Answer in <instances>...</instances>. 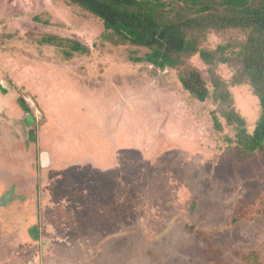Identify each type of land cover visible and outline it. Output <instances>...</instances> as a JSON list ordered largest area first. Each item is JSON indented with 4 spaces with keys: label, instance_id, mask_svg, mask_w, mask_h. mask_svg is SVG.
Here are the masks:
<instances>
[{
    "label": "rangeland",
    "instance_id": "1",
    "mask_svg": "<svg viewBox=\"0 0 264 264\" xmlns=\"http://www.w3.org/2000/svg\"><path fill=\"white\" fill-rule=\"evenodd\" d=\"M105 32L101 20L65 0H0V82L13 86L12 93L0 91V162L12 165L10 174L0 171V185L27 175L40 180L48 170L46 191L69 197L67 212L49 203L53 224L89 231L72 237L74 245L56 241L57 261L49 256L38 264H207L197 248L207 250L208 242L221 264H240L242 253L264 258V219L242 218L264 192V151L236 161L225 107L213 98L197 101L180 83V72L190 69L209 82V67L199 56L181 70L135 63L147 50L112 46ZM48 34L76 40L90 54L68 58L41 44ZM237 40L244 35L212 31L203 47L214 51ZM217 71L252 134L258 98L249 85L232 84L227 65ZM103 204L116 214L122 208L128 219L101 220ZM11 209L2 210L10 225L16 220L9 215L25 216ZM100 225L109 230L95 238ZM20 251L19 264L38 256Z\"/></svg>",
    "mask_w": 264,
    "mask_h": 264
},
{
    "label": "trees",
    "instance_id": "2",
    "mask_svg": "<svg viewBox=\"0 0 264 264\" xmlns=\"http://www.w3.org/2000/svg\"><path fill=\"white\" fill-rule=\"evenodd\" d=\"M65 1L68 5L78 7L101 20L106 31L102 39L108 44L146 49L147 53L142 57L132 58L135 63H147L160 70H181L190 59L199 56L209 67V82L197 70H185L181 71L179 76L183 88L199 102L213 98L225 107L223 116L228 126L236 131V161L246 163L257 152L264 151V0ZM212 31L221 34L237 31L244 35L245 40L230 41L214 51H208L203 47V43L206 35ZM41 44L63 51L68 58L75 54H90L89 48L80 42L54 34L45 35ZM220 64L233 70V85H249L259 100L261 115L252 134L248 132L246 120L233 106L228 84L217 71ZM3 83L8 89L2 87ZM12 89V84L7 80L0 82V91L4 94L12 93ZM18 102L24 110L31 111L22 99ZM217 127L221 128L220 125ZM3 172L6 174L8 171ZM47 172L48 170H43L40 180L31 179L27 175L26 180H14L5 186L0 185V264H19V251L27 248L35 249L38 255L36 260H31L29 264H38L42 260L44 263L49 256H54V261H57L56 241L65 246L74 245L77 238L72 237L77 233L83 236L89 233L85 229L81 230L79 224L73 229L53 224L55 212L51 211L49 203L60 206L62 212H67L63 210V206L67 204L69 197H56L57 193L46 191L45 180L50 178ZM12 207H16L18 212L24 213L25 216L15 218L14 215H9L11 219L16 220L15 224L10 225L5 220L3 211L12 213ZM102 207L103 210L99 213L101 220H114L117 217L121 224V219L125 221L124 215L127 218L122 208H119L121 212L119 210L116 214L112 209H106V204ZM112 214L114 215L111 216ZM246 217L251 221L264 219V192L259 196L256 205L242 215V218ZM232 222L237 223L238 218H234ZM99 227L103 234L93 235L95 238L98 235L105 237L104 233L109 230L108 225H105L106 230L103 225ZM190 228L191 231L195 229L193 226ZM199 232L203 235L202 230ZM88 239L92 243L95 241L93 238ZM88 239H85L86 242ZM8 242L11 244L9 247ZM3 243L5 245H2ZM99 243L100 248L96 250L95 256H98L100 250H104L106 240L102 244ZM208 246L209 248L203 251L197 248V255L203 258L200 260L207 264H221V252L214 250L210 242ZM238 258L240 264H264V258L256 252L248 255L238 254ZM65 259L60 258L63 261Z\"/></svg>",
    "mask_w": 264,
    "mask_h": 264
},
{
    "label": "crops",
    "instance_id": "3",
    "mask_svg": "<svg viewBox=\"0 0 264 264\" xmlns=\"http://www.w3.org/2000/svg\"><path fill=\"white\" fill-rule=\"evenodd\" d=\"M2 158L6 159L5 157H2ZM10 167H12L11 164H7L4 161L0 162V171H8L10 174V172H11V170L9 169Z\"/></svg>",
    "mask_w": 264,
    "mask_h": 264
},
{
    "label": "water",
    "instance_id": "4",
    "mask_svg": "<svg viewBox=\"0 0 264 264\" xmlns=\"http://www.w3.org/2000/svg\"><path fill=\"white\" fill-rule=\"evenodd\" d=\"M2 87H3V88H7L6 85H5L4 83L2 84ZM7 89H8V88H7Z\"/></svg>",
    "mask_w": 264,
    "mask_h": 264
}]
</instances>
